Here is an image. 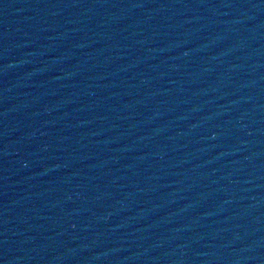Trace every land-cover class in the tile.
<instances>
[{
	"label": "water",
	"instance_id": "95a60500",
	"mask_svg": "<svg viewBox=\"0 0 264 264\" xmlns=\"http://www.w3.org/2000/svg\"><path fill=\"white\" fill-rule=\"evenodd\" d=\"M132 264H264V0H186Z\"/></svg>",
	"mask_w": 264,
	"mask_h": 264
}]
</instances>
